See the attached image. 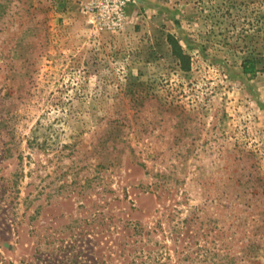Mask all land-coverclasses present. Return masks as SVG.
I'll return each mask as SVG.
<instances>
[{
	"label": "rangeland",
	"instance_id": "1",
	"mask_svg": "<svg viewBox=\"0 0 264 264\" xmlns=\"http://www.w3.org/2000/svg\"><path fill=\"white\" fill-rule=\"evenodd\" d=\"M0 264H264V0H0Z\"/></svg>",
	"mask_w": 264,
	"mask_h": 264
},
{
	"label": "trees",
	"instance_id": "2",
	"mask_svg": "<svg viewBox=\"0 0 264 264\" xmlns=\"http://www.w3.org/2000/svg\"><path fill=\"white\" fill-rule=\"evenodd\" d=\"M244 68H245V72L246 73H256V65H255V63H251V65H249V63L247 64H245V66H244Z\"/></svg>",
	"mask_w": 264,
	"mask_h": 264
}]
</instances>
